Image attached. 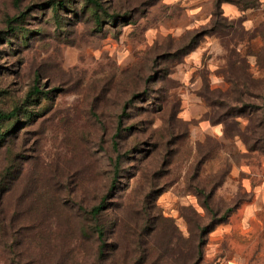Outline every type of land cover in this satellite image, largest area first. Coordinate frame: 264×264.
<instances>
[{"label":"rangeland","instance_id":"1","mask_svg":"<svg viewBox=\"0 0 264 264\" xmlns=\"http://www.w3.org/2000/svg\"><path fill=\"white\" fill-rule=\"evenodd\" d=\"M13 111L0 264H264V0H0Z\"/></svg>","mask_w":264,"mask_h":264},{"label":"trees","instance_id":"2","mask_svg":"<svg viewBox=\"0 0 264 264\" xmlns=\"http://www.w3.org/2000/svg\"><path fill=\"white\" fill-rule=\"evenodd\" d=\"M90 2H93V0H89ZM113 21V20H111ZM14 113L11 112L10 114H0V120H8L12 114ZM8 128H6L4 130V132L1 134L5 135V133L8 131ZM113 175H112V180H111V184L110 187L114 188L116 181H117V177L119 175V170H120V157H117V159L114 162L113 165ZM205 208H208V202L205 201L204 203ZM102 212H104V205L103 204H98L95 205L93 207H91L89 210H85L83 211L82 215V220H80L81 224L79 226V232L80 234H84V237L86 239H89L92 236H96L97 241L99 242L98 244V253H97V260H98V264H102V260L105 257V248L106 246H108L107 244V235H106V230H105V226L102 223L101 220V216H102ZM205 230L201 229L200 232L198 233V236L200 239H202L203 235H204ZM200 246L199 243H196L195 246L192 245V251L196 253H198V255H201V250H200ZM195 249V250H194ZM148 250H142L141 254L143 255V258L147 255ZM138 260H136V262H138ZM182 264H187V261L182 262Z\"/></svg>","mask_w":264,"mask_h":264},{"label":"crops","instance_id":"3","mask_svg":"<svg viewBox=\"0 0 264 264\" xmlns=\"http://www.w3.org/2000/svg\"><path fill=\"white\" fill-rule=\"evenodd\" d=\"M210 41H212V40H210ZM213 43H214V41L211 42V46L213 45ZM208 123H209L210 126H212V123L210 121H208Z\"/></svg>","mask_w":264,"mask_h":264}]
</instances>
